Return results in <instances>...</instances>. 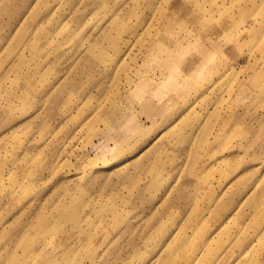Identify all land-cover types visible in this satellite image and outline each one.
Returning a JSON list of instances; mask_svg holds the SVG:
<instances>
[{
  "label": "rangeland",
  "instance_id": "374dc122",
  "mask_svg": "<svg viewBox=\"0 0 264 264\" xmlns=\"http://www.w3.org/2000/svg\"><path fill=\"white\" fill-rule=\"evenodd\" d=\"M0 264H264V0H0Z\"/></svg>",
  "mask_w": 264,
  "mask_h": 264
},
{
  "label": "bare ground",
  "instance_id": "6f19581e",
  "mask_svg": "<svg viewBox=\"0 0 264 264\" xmlns=\"http://www.w3.org/2000/svg\"><path fill=\"white\" fill-rule=\"evenodd\" d=\"M60 204L62 206H65V203L59 202L58 205H55V206H57V209H59V205ZM64 218L70 219V216H67L64 212H60L59 215H58V219H59L58 222H60V220H62ZM73 255H74L73 251L72 250H68L64 257H65L66 260H71L73 258Z\"/></svg>",
  "mask_w": 264,
  "mask_h": 264
}]
</instances>
